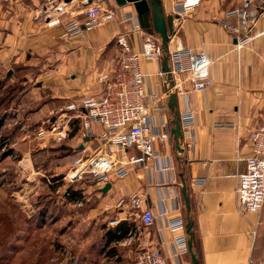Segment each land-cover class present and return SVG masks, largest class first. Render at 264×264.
I'll return each instance as SVG.
<instances>
[{"label":"crops","instance_id":"0c3cea01","mask_svg":"<svg viewBox=\"0 0 264 264\" xmlns=\"http://www.w3.org/2000/svg\"><path fill=\"white\" fill-rule=\"evenodd\" d=\"M89 1L0 0V68L8 71L18 65L34 71L33 75H25V79L33 84L29 94L36 101L41 119L68 100L102 94L103 85L98 78L115 60L117 35L131 26L124 23L123 18L126 13L136 12L133 4L119 6L115 0ZM161 1L166 14L175 12L178 0ZM94 2L112 10L114 16L102 17L101 24L86 31L82 38L68 37L63 23L73 18L85 19L84 12ZM237 2L203 0L180 27L184 44L204 52L213 61L211 86L189 95V101L198 110L194 149H186L181 141L184 151H179L171 136L158 141L156 149L172 157V169L143 173L141 177L132 172L125 178H115L107 193L100 191L97 185L84 187L90 197L92 194L102 197L95 210L102 208L104 219L115 213L116 222L112 224L132 222L124 239L128 242L134 239L138 245L143 235V240L157 246L156 227L152 228V236H148L145 227L133 217L130 204L118 208L114 205L121 198L138 194L157 212L159 190L178 187L182 193L180 175L184 173L193 231L199 242L195 252L201 264H253L264 260V207L259 213L242 215L237 209L236 194L238 175L251 153L249 130L259 121L257 115L264 111V14L255 30L260 34L255 46L248 43L236 49L235 37L223 28L221 21ZM48 12L59 17L62 23L49 27L46 24ZM137 16L143 31L134 33L130 42L136 52H141L145 37L161 39L154 31L149 13ZM179 26L178 23L177 28ZM142 65L147 73H155L163 67L162 59H143ZM48 97L50 99L43 101ZM93 127L96 133L102 130L100 125ZM77 129L70 143L65 144L72 155L83 141L90 140L83 126ZM183 212L186 216L185 203ZM171 237V232L166 231L165 239L170 241ZM186 259L193 264L191 253Z\"/></svg>","mask_w":264,"mask_h":264},{"label":"built area","instance_id":"2783aa9c","mask_svg":"<svg viewBox=\"0 0 264 264\" xmlns=\"http://www.w3.org/2000/svg\"><path fill=\"white\" fill-rule=\"evenodd\" d=\"M202 1L178 0L175 12L169 14L174 20L167 51L169 72L161 69L152 74L144 70L143 59H162L166 52L161 41L149 36L142 43V51L136 52L130 37L142 32L143 28L136 12L126 13L123 22L131 26L117 35L115 60L98 78L103 84L102 94L70 100L57 109L59 114L49 120L48 128L41 127L38 131L37 138L41 142L51 133L53 140L61 143L73 128L83 126L86 130L90 140L83 141V146L75 150L76 156L64 176L72 183L71 193H67L72 194V200L83 204L86 185H97L102 191L107 183L115 178H125L132 172L141 177L143 173L173 168L172 157L156 149L158 141L173 136L170 130L173 115L168 106L172 93L177 95L180 107L182 144L190 151L194 149L198 110L189 101V95L211 86L210 66L213 61L204 52L186 46L179 31L184 20ZM91 5L84 12L85 19L73 18L63 23L68 37L82 38L86 31L101 24L102 17L114 16L112 10L104 9L100 3ZM256 8L264 12V0H238L237 6L228 10L221 21L223 28L237 39L236 49L244 47L252 39L251 31L260 14ZM60 23L59 17L51 12L46 14L49 27ZM178 23L180 26L177 28ZM94 124L100 125L102 130L96 133ZM248 139L251 153L238 175L236 188L237 209L242 215L259 213L264 207V119L257 121L249 130ZM91 140L94 141L91 143ZM198 181L203 183L204 179ZM159 191L157 212L138 194L121 198L114 205L118 208L130 204L131 213L145 227L148 236H152L153 227L157 229V246L147 243L141 235L135 254L136 264H191L186 259L190 247L181 190L172 187ZM166 231L171 232L170 241L165 239ZM253 264H264V260Z\"/></svg>","mask_w":264,"mask_h":264},{"label":"rangeland","instance_id":"374dc122","mask_svg":"<svg viewBox=\"0 0 264 264\" xmlns=\"http://www.w3.org/2000/svg\"><path fill=\"white\" fill-rule=\"evenodd\" d=\"M256 12L264 14L260 8ZM258 22L251 31L252 47L260 35ZM11 69L8 76L10 69L0 68V264H136L134 239L106 245L105 234L118 232V224H112L115 213L104 219L103 209L95 210L102 197L84 190L79 204L67 194L72 183L64 176L76 155L64 145L78 129L61 143L51 133L41 142L38 131L59 112L52 108L41 119L29 94L32 83L25 79L34 71L18 65ZM262 119L264 111L256 120Z\"/></svg>","mask_w":264,"mask_h":264},{"label":"water","instance_id":"95a60500","mask_svg":"<svg viewBox=\"0 0 264 264\" xmlns=\"http://www.w3.org/2000/svg\"><path fill=\"white\" fill-rule=\"evenodd\" d=\"M90 0L89 2H91ZM117 5L124 6L128 3L133 4L135 11L139 16L149 13L152 17V23L154 31L159 35L162 43V47L166 54L162 58V69L165 72H169L168 56L167 51L169 49L170 34L174 31V20L173 16L166 14L163 3L161 0H115ZM237 42V39H234ZM12 74V69L9 70L8 76ZM170 78V75H169ZM168 106L173 115L171 120L172 129L171 133L176 141V147L179 151L183 152L184 149L181 147V139L183 138V133L181 130L180 114H179V104L178 97L175 93H172L169 97ZM83 145H81L82 147ZM181 183H182V196L186 208V218H187V231L189 235V247L191 253V259L193 264H201L196 252L193 248L194 240V221L191 216V202L188 194V185L185 179L184 173H181ZM112 183H107L103 188L102 192L107 193L111 189Z\"/></svg>","mask_w":264,"mask_h":264},{"label":"trees","instance_id":"16d2710c","mask_svg":"<svg viewBox=\"0 0 264 264\" xmlns=\"http://www.w3.org/2000/svg\"><path fill=\"white\" fill-rule=\"evenodd\" d=\"M64 149L67 150V152H70L65 145H64ZM117 230H118V232L115 231L114 235L111 234V231H109V233L105 234V237H107L106 238L107 239L106 245L111 243V242L119 241L120 239H124L125 237H127L128 233L130 231V225L128 224V222L122 221L118 224ZM198 246H199V242H198L196 235H195V232H194V240H193L194 251L195 250L197 251Z\"/></svg>","mask_w":264,"mask_h":264}]
</instances>
